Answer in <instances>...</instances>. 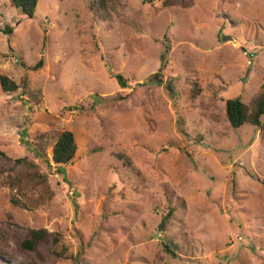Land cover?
I'll use <instances>...</instances> for the list:
<instances>
[{"label":"rangeland","instance_id":"obj_1","mask_svg":"<svg viewBox=\"0 0 264 264\" xmlns=\"http://www.w3.org/2000/svg\"><path fill=\"white\" fill-rule=\"evenodd\" d=\"M164 1L38 0L29 18L0 0V75H26L81 152L33 151L28 95L0 89V264H264V127L225 116L263 83L264 0ZM30 229L58 241L26 250Z\"/></svg>","mask_w":264,"mask_h":264},{"label":"trees","instance_id":"obj_2","mask_svg":"<svg viewBox=\"0 0 264 264\" xmlns=\"http://www.w3.org/2000/svg\"><path fill=\"white\" fill-rule=\"evenodd\" d=\"M91 4L95 3L98 7L97 12H106L109 9L110 3L114 0H89ZM10 5L16 8L24 16L32 18L36 11V5L38 0H9ZM165 6L169 5H183L184 0H165L163 3ZM91 9L92 6H89ZM4 33L10 34L12 32V27L7 26L4 28ZM163 60V58H162ZM42 65V61H37L34 65L29 66L28 69L36 70ZM158 73L154 74L153 77H156ZM115 79L118 85L121 88L127 87L125 79L122 78L120 74H116ZM194 87V86H193ZM0 89L3 92L14 93L16 90L20 89V96L17 98L22 99L24 95H28L26 100L28 102V118L26 121V129L28 132L24 133V137L27 140L26 144L29 146V139L33 140L34 145L31 148L33 151L39 153V146L41 145L38 142H43L47 138L52 139L51 148H50V158L54 166H74L77 161L81 158V152L79 144L76 140L74 130L71 128H63L58 131L52 132L54 129L53 122L55 116L46 110H38L36 107L33 108V101L38 103L37 95L35 92L29 91L27 85L26 75L21 77L19 82H15L9 79L7 76L0 75ZM198 88H192L190 94H196ZM30 99V101H29ZM33 101H32V100ZM225 116L231 127H238L243 123H248L254 126L257 130L263 129L264 121V80L259 88L258 92L254 94L249 102H243L238 97L228 98L225 101ZM34 131V132H33ZM32 132V133H31ZM35 149V150H34ZM170 209L166 214L162 215L161 221L158 224V229L163 231L166 229V226L171 219ZM49 237H52L54 241H58L56 236L48 233L45 229H30L27 232L26 237L20 242V245L29 251H34L37 244L40 241H47ZM162 247L171 257H176L178 254L176 250L178 246L173 241H163Z\"/></svg>","mask_w":264,"mask_h":264}]
</instances>
